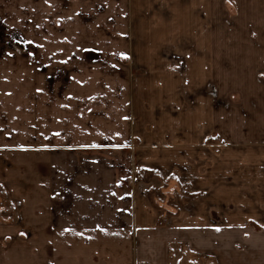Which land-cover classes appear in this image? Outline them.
<instances>
[{
	"label": "rangeland",
	"instance_id": "obj_1",
	"mask_svg": "<svg viewBox=\"0 0 264 264\" xmlns=\"http://www.w3.org/2000/svg\"><path fill=\"white\" fill-rule=\"evenodd\" d=\"M77 1L80 25L54 29L65 53L90 49L97 56L46 59L38 41L0 27V116L14 115L0 121V264H42L45 246L49 258L69 251L71 233L55 227L56 198L70 194L72 177L93 161L112 162L133 179V190L156 196L166 220L186 213L193 224L239 226L238 235L224 237L238 236L240 257L252 249L264 259V3ZM76 4L64 0L65 15ZM103 48L118 55H100ZM133 49L143 60H155L143 55L158 49L167 72L143 69ZM44 100L48 129L58 112L68 125L47 150L39 146ZM72 123L117 137L93 149L71 147ZM68 206L66 200L58 208ZM45 211L53 220L46 230Z\"/></svg>",
	"mask_w": 264,
	"mask_h": 264
},
{
	"label": "crops",
	"instance_id": "obj_2",
	"mask_svg": "<svg viewBox=\"0 0 264 264\" xmlns=\"http://www.w3.org/2000/svg\"><path fill=\"white\" fill-rule=\"evenodd\" d=\"M74 1L77 4L70 8V14L65 15L64 0H0V27L3 26V29L8 31H16L19 28L25 33L27 40L38 41L40 56L46 59L65 55L76 57L78 54L97 56V50L90 49L73 48L65 53L63 38L54 29L59 24L64 26L70 22L72 27L80 25L79 1ZM253 2L254 7L258 9L264 3L262 0ZM255 37L260 39V36ZM49 41L55 42L54 48L51 43L49 45ZM133 51V56L137 59L135 62L141 64L143 69L153 73L167 72L165 64L168 65L169 62L161 56L158 49L155 50L156 53L148 49L143 55H148V58L154 56L155 60H143L142 54L138 53L139 49ZM100 55L112 57L118 53L111 48H103ZM119 69L127 71L126 66ZM3 70L5 67L0 64V72ZM7 70L13 71L10 68ZM104 70H111V66ZM41 105L46 112L40 116L39 146L41 150H47V147L52 145L47 144L49 138L58 137L60 134L63 136L64 126L68 125H63L66 120H60L59 117L63 113L58 112L54 114L56 127L49 130L47 100L41 102ZM76 117L78 116L74 115L67 121L74 122ZM12 119L14 115L9 113L0 116V121L8 122ZM72 124L66 141L69 144L72 142L71 147L93 149L100 142L117 137L116 131L96 130V125L92 123L83 125L81 130L78 124ZM3 125L9 130V124ZM30 133L31 131L26 137L31 138ZM25 140L28 142L27 138ZM12 149L15 150V147L8 150ZM56 149L58 150L55 152L64 151L63 147ZM85 165H89L84 166L87 171L78 172V175L72 177L70 194L61 193L56 198L55 227L58 231L71 233L69 251L63 255L57 249L49 258L45 246V249L41 250L42 264H264L262 257L258 260L254 258L252 249H245V256L240 257L241 251L236 248L238 236L224 237L225 231L238 235L239 226H212L206 222L193 224L189 214L188 220L185 221L186 213L179 215L178 219L173 215L166 220L159 216L156 196L145 195L142 187L133 190V179L118 171V166L110 161H93ZM38 183L41 186L47 184V179L43 181L41 178ZM66 200L69 201L68 208L59 209ZM52 221L48 219L47 211L41 212L40 225L43 224L45 230L49 225L53 226ZM250 254H253V257H250Z\"/></svg>",
	"mask_w": 264,
	"mask_h": 264
},
{
	"label": "snow or ice",
	"instance_id": "obj_3",
	"mask_svg": "<svg viewBox=\"0 0 264 264\" xmlns=\"http://www.w3.org/2000/svg\"><path fill=\"white\" fill-rule=\"evenodd\" d=\"M121 55H123V54H121Z\"/></svg>",
	"mask_w": 264,
	"mask_h": 264
}]
</instances>
